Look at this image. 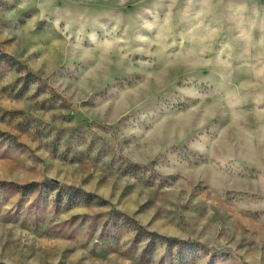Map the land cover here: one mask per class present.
I'll return each instance as SVG.
<instances>
[{"label": "rangeland", "instance_id": "obj_1", "mask_svg": "<svg viewBox=\"0 0 264 264\" xmlns=\"http://www.w3.org/2000/svg\"><path fill=\"white\" fill-rule=\"evenodd\" d=\"M0 264H264V0H0Z\"/></svg>", "mask_w": 264, "mask_h": 264}, {"label": "trees", "instance_id": "obj_2", "mask_svg": "<svg viewBox=\"0 0 264 264\" xmlns=\"http://www.w3.org/2000/svg\"><path fill=\"white\" fill-rule=\"evenodd\" d=\"M35 185V184H34ZM81 191H79V193H80Z\"/></svg>", "mask_w": 264, "mask_h": 264}]
</instances>
